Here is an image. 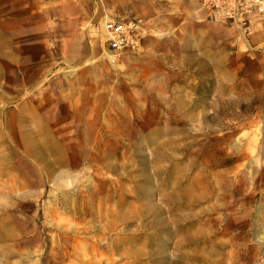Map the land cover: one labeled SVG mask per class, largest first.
<instances>
[{
	"label": "rangeland",
	"instance_id": "rangeland-1",
	"mask_svg": "<svg viewBox=\"0 0 264 264\" xmlns=\"http://www.w3.org/2000/svg\"><path fill=\"white\" fill-rule=\"evenodd\" d=\"M109 1L0 0V264H264V17L64 42Z\"/></svg>",
	"mask_w": 264,
	"mask_h": 264
},
{
	"label": "built area",
	"instance_id": "built-area-1",
	"mask_svg": "<svg viewBox=\"0 0 264 264\" xmlns=\"http://www.w3.org/2000/svg\"><path fill=\"white\" fill-rule=\"evenodd\" d=\"M203 8L215 17L246 29L252 20L264 17V0H200ZM144 22L140 19H108L103 25L108 53L135 50L140 44Z\"/></svg>",
	"mask_w": 264,
	"mask_h": 264
},
{
	"label": "crops",
	"instance_id": "crops-1",
	"mask_svg": "<svg viewBox=\"0 0 264 264\" xmlns=\"http://www.w3.org/2000/svg\"><path fill=\"white\" fill-rule=\"evenodd\" d=\"M166 1L167 0H110L102 9L98 6L95 8L94 5L91 4L86 5L85 9H83V15L73 17L71 20H63L62 22L60 21L58 23H61L60 27L63 28L64 33L61 38L64 40V42H66L65 40L71 38L68 35V32L73 31L76 34H79L78 37L81 41L83 39L88 41L91 35V27L98 23L103 15L104 17L108 15L110 18L115 20H142L144 25L142 27L141 36L143 39L142 47H144V38L148 35L149 30L151 29V21L161 18L164 19L166 16ZM182 1L185 2L187 0ZM192 6H195L194 10L198 16L205 10L200 0H194ZM74 33L72 35L73 37H75Z\"/></svg>",
	"mask_w": 264,
	"mask_h": 264
}]
</instances>
